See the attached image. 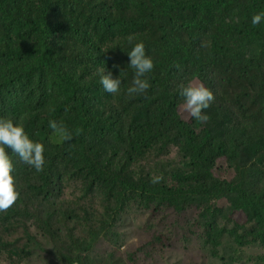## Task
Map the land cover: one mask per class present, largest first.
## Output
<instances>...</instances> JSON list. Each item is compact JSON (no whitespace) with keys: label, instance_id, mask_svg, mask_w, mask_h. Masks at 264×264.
Instances as JSON below:
<instances>
[{"label":"trees","instance_id":"1","mask_svg":"<svg viewBox=\"0 0 264 264\" xmlns=\"http://www.w3.org/2000/svg\"><path fill=\"white\" fill-rule=\"evenodd\" d=\"M261 11L264 0H0V117L45 159L36 172L6 150L20 197L0 213V264H264ZM130 35L154 62L132 96ZM104 68L119 93L104 91ZM189 81L215 96L206 123L182 108Z\"/></svg>","mask_w":264,"mask_h":264},{"label":"clouds","instance_id":"2","mask_svg":"<svg viewBox=\"0 0 264 264\" xmlns=\"http://www.w3.org/2000/svg\"><path fill=\"white\" fill-rule=\"evenodd\" d=\"M262 21H264V11L253 14L251 18L253 26L259 25ZM134 40V36L128 37L129 44H133ZM128 56L130 60L128 67L134 70V76L131 86L126 89L127 94L132 96L145 93L150 87L145 77L153 70L154 62L150 56L146 55L145 45L142 41L133 44ZM114 67L118 66L114 65ZM175 67L179 68V65L177 64ZM105 72V68L98 69L100 83L104 91L110 94L119 93L121 88L120 77L113 78L111 71H108L107 74ZM179 95L183 98L182 108L185 112L201 123L208 122L210 117L204 114V110L208 109L215 100L212 90L202 82L189 81L186 86H180ZM48 127L59 141H70L73 138V132L63 122L49 120ZM80 131L77 129L76 134L78 135ZM8 149L20 161L34 168L36 172H42L45 163L43 144L30 139L21 123L15 122L9 117H0V213H6L20 197L16 177L13 174L14 164L8 151H6ZM161 179L162 177H156L152 182L158 183Z\"/></svg>","mask_w":264,"mask_h":264},{"label":"rangeland","instance_id":"3","mask_svg":"<svg viewBox=\"0 0 264 264\" xmlns=\"http://www.w3.org/2000/svg\"><path fill=\"white\" fill-rule=\"evenodd\" d=\"M194 259H195V258H194ZM173 261H174V262H179L180 260H179V258H178L176 255L173 254Z\"/></svg>","mask_w":264,"mask_h":264}]
</instances>
